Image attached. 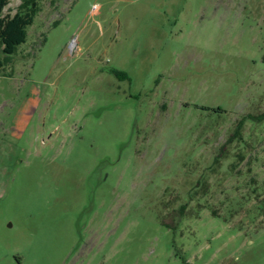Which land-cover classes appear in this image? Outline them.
<instances>
[{
  "label": "rangeland",
  "instance_id": "1",
  "mask_svg": "<svg viewBox=\"0 0 264 264\" xmlns=\"http://www.w3.org/2000/svg\"><path fill=\"white\" fill-rule=\"evenodd\" d=\"M26 32L0 264H264V0H42Z\"/></svg>",
  "mask_w": 264,
  "mask_h": 264
},
{
  "label": "trees",
  "instance_id": "2",
  "mask_svg": "<svg viewBox=\"0 0 264 264\" xmlns=\"http://www.w3.org/2000/svg\"><path fill=\"white\" fill-rule=\"evenodd\" d=\"M42 0H21L13 15L4 14V9L9 0H0V69L7 62L9 56L16 52L17 46L26 41V29L33 23L35 15L39 12V3ZM110 73L120 80L126 79V75L120 71L111 69ZM246 119H256L251 115L243 118L239 125ZM260 120H264V113ZM185 205L177 210L180 216L185 213ZM212 214H215L213 211Z\"/></svg>",
  "mask_w": 264,
  "mask_h": 264
},
{
  "label": "built area",
  "instance_id": "3",
  "mask_svg": "<svg viewBox=\"0 0 264 264\" xmlns=\"http://www.w3.org/2000/svg\"><path fill=\"white\" fill-rule=\"evenodd\" d=\"M95 9H96V8L94 7V8H93V12L95 11Z\"/></svg>",
  "mask_w": 264,
  "mask_h": 264
}]
</instances>
